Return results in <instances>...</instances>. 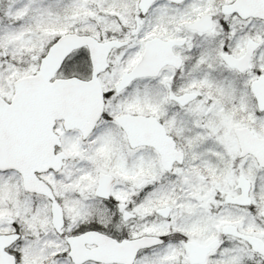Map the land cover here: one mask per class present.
Masks as SVG:
<instances>
[{"label":"snow or ice","instance_id":"obj_1","mask_svg":"<svg viewBox=\"0 0 264 264\" xmlns=\"http://www.w3.org/2000/svg\"><path fill=\"white\" fill-rule=\"evenodd\" d=\"M0 264H264V0H0Z\"/></svg>","mask_w":264,"mask_h":264}]
</instances>
